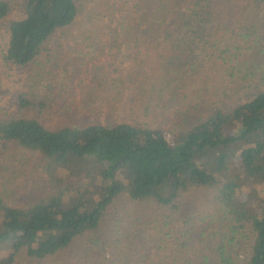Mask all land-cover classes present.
I'll return each instance as SVG.
<instances>
[{
	"label": "trees",
	"instance_id": "trees-1",
	"mask_svg": "<svg viewBox=\"0 0 264 264\" xmlns=\"http://www.w3.org/2000/svg\"><path fill=\"white\" fill-rule=\"evenodd\" d=\"M13 10L0 0L6 63L35 66L81 26V52L102 38L133 43L151 71L158 62L182 119L171 131L51 128L52 79L31 75L10 115L0 107V160L11 145L39 154L49 188L25 204L0 191V264H264V0H24L9 20ZM118 206L137 213L129 250L108 226Z\"/></svg>",
	"mask_w": 264,
	"mask_h": 264
},
{
	"label": "rangeland",
	"instance_id": "rangeland-1",
	"mask_svg": "<svg viewBox=\"0 0 264 264\" xmlns=\"http://www.w3.org/2000/svg\"><path fill=\"white\" fill-rule=\"evenodd\" d=\"M11 1L14 10L8 19L24 17V0ZM78 28L71 32L78 35L79 39L71 38L70 35L69 40H53L46 46L43 56L35 66L29 65L20 69L3 59V50L8 44L10 32L8 21L0 23V107L8 109L10 115L15 106L14 90L28 88L30 76L40 73L47 80L52 79L53 103L47 118V124L51 128L72 123L80 125L90 121L114 124L126 120L146 123L165 131L175 129V123L181 122L182 115L171 103V86H165L166 79L163 82L165 89L160 88L163 74L159 70V63L152 65L154 70L151 71L148 64L143 66L140 60L134 59V53L131 54L133 43L123 42L119 47L116 44H105V39L102 38L97 42L98 48L89 52L84 49L81 52L82 43L88 46L89 41L81 36L83 28ZM8 155L11 157L4 159ZM7 160L10 162L7 163ZM1 163L5 164V174L0 178V191L14 197L15 203L25 204L37 199L49 188V175L43 168L39 154L23 153L19 146L11 145ZM87 166L85 164L84 169H77L80 179L88 173ZM69 179L72 184L81 182L74 175ZM206 202L207 198L199 200V204ZM131 216L134 218L137 213H128L125 207L121 210L118 206L115 216L108 223L113 232L112 239L119 234L120 241L124 242L128 250L127 242L132 229ZM115 217L121 221L118 222ZM117 252L109 248V261L115 258ZM121 252L120 256L124 259L125 248ZM128 260H122L123 264H128Z\"/></svg>",
	"mask_w": 264,
	"mask_h": 264
}]
</instances>
